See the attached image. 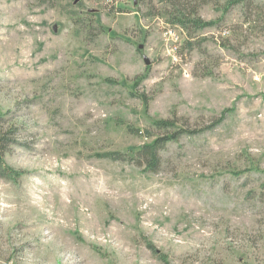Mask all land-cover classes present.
<instances>
[{
	"label": "rangeland",
	"instance_id": "obj_1",
	"mask_svg": "<svg viewBox=\"0 0 264 264\" xmlns=\"http://www.w3.org/2000/svg\"><path fill=\"white\" fill-rule=\"evenodd\" d=\"M195 1L0 0V264H264V0Z\"/></svg>",
	"mask_w": 264,
	"mask_h": 264
},
{
	"label": "trees",
	"instance_id": "obj_2",
	"mask_svg": "<svg viewBox=\"0 0 264 264\" xmlns=\"http://www.w3.org/2000/svg\"><path fill=\"white\" fill-rule=\"evenodd\" d=\"M157 2L164 5L162 9L163 13H165L164 15L168 19V23L183 29L189 36L196 31L212 27L216 24L205 22L199 17V3L195 0L189 2L183 0H157ZM246 2L247 0H226V9L232 6H246ZM188 45L191 47L190 44ZM179 122L182 123V127L177 126ZM219 123L220 121H218V124ZM188 124L187 120L175 118L172 120L154 121L151 127L158 131L159 136L155 138L151 144L144 145L138 150L131 151L130 153L121 154L113 152L105 154L102 157L114 161L129 159L132 162H137L138 166L145 165L146 172L155 173L160 165V154L168 144L178 141L182 136H193L201 132L196 129H191ZM214 125H216V123L212 124L208 129H211ZM9 134H11V132ZM8 149L9 142H7V138L0 135V178H14L15 175L4 162V156L8 152Z\"/></svg>",
	"mask_w": 264,
	"mask_h": 264
},
{
	"label": "water",
	"instance_id": "obj_3",
	"mask_svg": "<svg viewBox=\"0 0 264 264\" xmlns=\"http://www.w3.org/2000/svg\"><path fill=\"white\" fill-rule=\"evenodd\" d=\"M143 60H144L145 65H149V62L147 61L145 57H143Z\"/></svg>",
	"mask_w": 264,
	"mask_h": 264
}]
</instances>
